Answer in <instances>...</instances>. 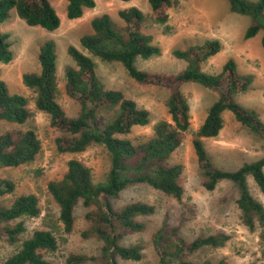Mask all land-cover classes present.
<instances>
[{
  "label": "trees",
  "instance_id": "trees-1",
  "mask_svg": "<svg viewBox=\"0 0 264 264\" xmlns=\"http://www.w3.org/2000/svg\"><path fill=\"white\" fill-rule=\"evenodd\" d=\"M148 1L154 22L167 26L174 1ZM228 2L233 12L251 18L244 34L246 39L264 30V0ZM95 6L96 0H68L66 15L71 20L78 19L86 9ZM13 13L29 25L49 31L57 30L61 25V18L50 0H0V24ZM119 16L124 21L123 26L117 25L107 13L92 19L93 32L80 39L82 47L89 54L75 45L68 46V54L75 66L65 69L66 93L81 106L77 116L68 115L58 101V53L53 40L40 46V72L23 75L26 87L36 93V109L48 115L51 128L58 132L55 144L60 153H82L93 145H99L110 153L111 166L104 182L95 183L91 169L81 160L72 158L68 161L64 176L48 184V191L60 212L59 221L64 233L73 230L76 206L81 201L87 209L86 219L90 226L87 234L91 233L102 241V264H122V261L142 259L141 244L125 245L121 240L128 235L144 232L146 224L141 217L155 214L156 206L137 200L116 208L113 199H118L129 187L141 184L178 200L182 198L184 168L180 163L169 162V157L183 144L191 126L190 104L182 87L196 83L219 93L193 139L203 185L208 190H214L223 181L234 183L239 191L236 202L244 224L251 230L257 225L261 226L264 240V203L255 197L249 186V176H252L264 194V155L244 163L236 170H225L211 162L203 143L204 137L216 138L220 134L224 127L225 110H230L241 124L260 135L264 142V121L260 114L236 100L237 94L250 88L254 75L240 73L234 58H229L220 72L203 70V62L222 50L219 39H208L187 49H174L172 53L175 57L188 62L178 72L140 69L136 64L138 58L159 56L162 49L154 44L152 34L143 32L145 14L140 8H124L119 11ZM262 45L264 47V34ZM94 56L103 62L120 63L129 77L140 84L168 89L167 106L171 118L159 120L152 137L139 140L130 136L135 127L150 123V113L140 108L135 100L126 97L122 90L105 87L98 76ZM14 58L10 35L0 33V62L8 64ZM112 106L116 107L112 120L102 125L98 111ZM32 115L29 98L10 93L0 68V124H9L0 131V168L30 164L41 153L43 144L37 130L17 128ZM15 188L14 181L0 178V197L14 193ZM39 214V199L33 193L18 196L10 206L0 204V237L15 242L25 231L24 222H16L17 219L37 217ZM181 214L185 215V212L181 211ZM59 227L56 224L53 228L35 230L24 240L22 247L2 264H52L45 254L58 249ZM180 232L181 223L174 224L166 214L153 237L157 264H194L186 256L203 247H222L229 239L227 234L218 233L188 241ZM87 259L89 257L84 255L69 257V261L74 263H85ZM202 264L213 263L206 260ZM217 264L232 263L221 259Z\"/></svg>",
  "mask_w": 264,
  "mask_h": 264
},
{
  "label": "rangeland",
  "instance_id": "rangeland-1",
  "mask_svg": "<svg viewBox=\"0 0 264 264\" xmlns=\"http://www.w3.org/2000/svg\"><path fill=\"white\" fill-rule=\"evenodd\" d=\"M61 18L57 30L49 31L40 26H31L16 13L0 24V33H8L15 52L11 63L0 62L2 77L8 85L11 94H23L30 100L33 115L29 120L17 125L21 130L34 128L42 141V151L36 160L19 167L0 168V178L14 181V193L0 197V204L10 206L20 195L35 194L39 199L40 214L37 217H23L25 231L15 242L0 237V264L22 247L24 240L35 230L53 228L60 225L59 247L55 252L45 254L52 264H102V241L90 230L86 219L87 209L80 201L75 210V224L70 233H64L59 221V209L48 191V184L61 179L67 171L68 161L72 158L81 160L92 172L95 183L106 180L111 166L110 153L99 145H93L82 153H60L55 144L58 132L50 126L48 115L36 109V93L26 87L23 75L28 72H40V46L53 40L57 46L59 85L58 101L68 115L77 116L81 106L70 99L66 93L65 69L75 66L74 60L68 54V46L75 45L84 53L89 54L81 45V37L93 32L91 21L94 17L107 13L119 26L124 25L119 11L131 6H137L145 14L142 25L144 33L154 36V44L162 49V54L148 59L138 58L136 64L140 69L148 71L178 72L184 69L188 62L173 55L174 49H187L208 39H219L225 49L205 60L204 71L220 72L229 58H235L240 73L253 74L254 81L250 88L236 95V100L246 108L258 111L264 121V47L261 30L255 37H244L251 23L248 15L233 12L228 0H173L168 25L154 22L151 6L148 0H96L94 8L86 9L83 16L71 20L66 15L68 0H50ZM258 1V0H252ZM224 40V43H223ZM233 55V57H230ZM97 65L100 81L106 88L120 89L125 96L136 101L140 108L150 113V123L147 126H137L130 134L139 140H147L154 135V126L161 119L170 120L167 100L168 89L160 86L140 84L129 77L124 67L117 62H103L93 57ZM182 90L190 104L191 126L183 144L169 157V162L183 165L184 194L180 200L155 190L147 184L131 186L123 191L118 199H113L116 208L142 200L156 206L155 214L143 216L146 229L121 240L122 244L139 243L143 247V257L140 261H122V264H157L158 256L154 249L153 237L166 214L174 223H181V234L188 241L199 236L225 233L228 241L222 247H203L186 259L194 264H202L210 260L217 264L226 259L232 264H264V240L261 237L262 227L257 225L251 230L244 224L241 210L236 199L239 196L238 187L223 181L214 190H208L203 185V177L199 167L198 157L193 145V139L205 120L207 110L218 99L216 90L205 88L196 83H188ZM116 112V107H104L98 111L100 123L110 122ZM224 127L216 138H203V143L211 162L225 170H236L244 163L259 159L264 155V142L260 135L241 124L230 110L223 112ZM8 123L0 124V131L8 127ZM249 186L255 197L264 203V194L259 190L252 176H249ZM181 211L185 212L181 214ZM182 218V219H181ZM71 255L89 257L85 263L69 261ZM176 264V263H173Z\"/></svg>",
  "mask_w": 264,
  "mask_h": 264
},
{
  "label": "crops",
  "instance_id": "crops-1",
  "mask_svg": "<svg viewBox=\"0 0 264 264\" xmlns=\"http://www.w3.org/2000/svg\"><path fill=\"white\" fill-rule=\"evenodd\" d=\"M260 33V32H259ZM223 43H224V40H223ZM224 49H225V43H224V45H223V50H222V52L224 51ZM214 56H216V55H214ZM230 57H233V55H231ZM234 58V57H233ZM235 59V58H234ZM237 62V61H236Z\"/></svg>",
  "mask_w": 264,
  "mask_h": 264
}]
</instances>
